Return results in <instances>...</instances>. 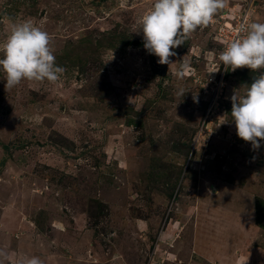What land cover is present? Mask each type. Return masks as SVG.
<instances>
[{
	"label": "rangeland",
	"instance_id": "1",
	"mask_svg": "<svg viewBox=\"0 0 264 264\" xmlns=\"http://www.w3.org/2000/svg\"><path fill=\"white\" fill-rule=\"evenodd\" d=\"M153 2L0 0V43L32 20L66 69L8 91L0 71V264L264 263V142L239 138L228 111L250 69L218 60L225 24L264 23V0H228L170 65L123 43L143 40ZM160 164L175 174L155 177Z\"/></svg>",
	"mask_w": 264,
	"mask_h": 264
},
{
	"label": "clouds",
	"instance_id": "2",
	"mask_svg": "<svg viewBox=\"0 0 264 264\" xmlns=\"http://www.w3.org/2000/svg\"><path fill=\"white\" fill-rule=\"evenodd\" d=\"M228 0H154L151 10L139 20L137 34L142 32L143 46L157 56L159 64L170 65L173 49L183 45L198 28L207 27ZM236 38L228 42L218 55L225 71L247 67L255 75L243 94L231 96V121L236 134L257 150L264 142V23H241ZM50 34L32 20L10 25L9 34L0 43V71L4 75L5 90H11L22 80L56 83L66 69L56 63ZM186 63L174 73L184 79ZM219 71V68L213 72ZM184 88L176 95L184 96ZM194 100L197 97L194 95ZM229 122V121H225ZM223 122V123H225ZM0 257L7 253L0 250ZM19 264H43L37 256L22 259Z\"/></svg>",
	"mask_w": 264,
	"mask_h": 264
},
{
	"label": "trees",
	"instance_id": "3",
	"mask_svg": "<svg viewBox=\"0 0 264 264\" xmlns=\"http://www.w3.org/2000/svg\"><path fill=\"white\" fill-rule=\"evenodd\" d=\"M102 39H103V38H98L95 42H94V40H92L93 42H91L89 49H93V46H95V45L100 46L101 43L103 42ZM123 40H124V39H122V41H123ZM94 43H95V44H94ZM123 43H124V44L134 43V44L143 45V40H142V41H139V42H137V41H133V42H132V41H129V40H125V41H123ZM93 51H94V50H93ZM152 57L154 58L155 55H152ZM255 74H256V73H253V72L250 70V71H248V72H246V73H242L241 76H243L242 79H248V80L252 81V79H253V77L255 76ZM228 109H229L228 111L231 112V106H229ZM128 123L131 124V123H132V120H129ZM191 137H192V135H191ZM179 145H180V142H179ZM181 145H182V148H181V147H178V148L180 149V151H182L183 154H187V155H188V153L191 151V150H190V149H191L190 139H189V142H186V141L183 142V141H182V142H181ZM181 145H180V146H181ZM183 146L185 147V148H184L185 150L183 149ZM182 152H181V153H182ZM161 166H162V164H160V165L157 167L156 170H153V171H152V173H154L155 177L158 176V178H163L164 176H168L167 178H171V177L173 176V174H175L174 171H173V173H172V168L169 167V165H165V166H166V169H167V170L169 169L168 172L166 171V169H164V166H162V167H161ZM160 167H161V168H160ZM179 176H180V172H179L178 177L176 178L177 183H178V178H179ZM176 185H177V184L174 183V185L171 187V188H172V190H171V197L174 196L175 189H176ZM263 205H264V200H263V199H259V201H258V203H257V214H258V217H259L260 219H263V220H264V207H263Z\"/></svg>",
	"mask_w": 264,
	"mask_h": 264
},
{
	"label": "built area",
	"instance_id": "4",
	"mask_svg": "<svg viewBox=\"0 0 264 264\" xmlns=\"http://www.w3.org/2000/svg\"><path fill=\"white\" fill-rule=\"evenodd\" d=\"M241 17H242V21H239L238 23H236L235 25V27H233V25H232V23H230V21H228L226 24H225V26H224V28L227 30V32H228V34H226L225 35V37L223 38V40H222V43H223V50H224V48H225V46H226V44L228 43V42H230L231 40H233V39H235L236 38V35H237V33H236V29L238 28V26L241 24V23H245L246 21V18H247V15H245V14H242L241 15ZM244 19V20H243ZM247 23V22H246Z\"/></svg>",
	"mask_w": 264,
	"mask_h": 264
},
{
	"label": "crops",
	"instance_id": "5",
	"mask_svg": "<svg viewBox=\"0 0 264 264\" xmlns=\"http://www.w3.org/2000/svg\"><path fill=\"white\" fill-rule=\"evenodd\" d=\"M248 257V256H247ZM243 259L239 260V262H235L234 264H249V261L245 260V256L242 257ZM254 260V259H253ZM263 262H261L260 264H262ZM264 264V263H263Z\"/></svg>",
	"mask_w": 264,
	"mask_h": 264
}]
</instances>
